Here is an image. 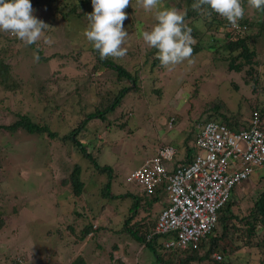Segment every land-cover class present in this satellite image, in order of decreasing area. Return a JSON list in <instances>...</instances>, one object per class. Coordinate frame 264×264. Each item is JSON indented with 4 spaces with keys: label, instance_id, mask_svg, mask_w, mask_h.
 <instances>
[{
    "label": "rangeland",
    "instance_id": "1",
    "mask_svg": "<svg viewBox=\"0 0 264 264\" xmlns=\"http://www.w3.org/2000/svg\"><path fill=\"white\" fill-rule=\"evenodd\" d=\"M246 5L253 22L244 35L249 34L247 44L254 49L256 61L251 74L227 68V61L217 52L225 37L223 29L214 22L207 24L205 20L212 15L204 12H198L186 24L196 40L192 54L195 63L184 61L167 71L157 63L152 70L145 64L156 54L140 33L150 31L156 23L154 11L146 12L137 0H131L124 21L129 34L123 45L127 55L109 59L138 76V86L108 114L111 126L95 119L88 123L97 138L98 163L112 169L110 180L106 171L95 168L80 153L72 154L70 144L61 139L78 124L83 112L130 83L126 79L116 82L115 70L96 56L83 34L89 23L87 13L82 18L63 17L47 0H38L33 15L50 27L45 35L52 39L51 45L42 39L25 46L8 33L0 34L2 61L9 64V85L0 84V124L12 123L21 113L57 133L56 138H50L45 133L0 128V264L13 263L15 258H20L18 264H70L77 255H82L86 264H154L152 250L124 228L132 203V198L125 195L139 192L137 185L126 182V176L161 143L177 150L179 163L185 155L186 138L195 136L191 128L203 120L205 110L211 111L212 101L223 100L227 112H222L237 113L246 120L250 106L264 107V33L257 38L260 16ZM175 6L176 0L162 2L163 8ZM34 53H38L39 62L34 60ZM120 113L122 117L118 118ZM170 117L173 120L169 125ZM123 122L127 126L121 127L119 123ZM76 162L83 169L85 183L80 195L66 185ZM261 174L264 169H255L251 178L235 185L242 207H249L264 188V178L256 180ZM108 180L111 192L119 197L102 195ZM143 196L147 201L140 199L128 223L134 231H150L162 206L159 199L168 198L161 189L154 193L155 200ZM78 214L86 215V219ZM85 221L91 223L92 230L81 239ZM158 237L161 241L164 238ZM237 252L242 261H257L256 249L244 247Z\"/></svg>",
    "mask_w": 264,
    "mask_h": 264
},
{
    "label": "trees",
    "instance_id": "2",
    "mask_svg": "<svg viewBox=\"0 0 264 264\" xmlns=\"http://www.w3.org/2000/svg\"><path fill=\"white\" fill-rule=\"evenodd\" d=\"M47 1L49 2L50 6L63 17L72 15L77 18H82L86 13L88 14L92 12L91 0ZM193 2L194 0H176L175 8H186L187 14L185 16V19H188V23L186 24H189L191 22V19L200 13H198V11L192 10L191 4ZM31 4L34 6L33 9L36 8V6L38 5V0H34L33 2H31ZM246 4L247 0H243V6L245 7V16L243 19L238 21V24L245 25L246 30H248L253 21L252 19H249L250 14L246 9ZM204 8V13L208 14L209 12H211L208 6H204ZM254 11L257 14L256 17L260 16L259 20H257V24L259 26V29L261 30L257 37L259 38V36L264 33V12L257 10ZM210 15H212L211 19L209 21L205 20V22H214L218 26V28L223 29V33L225 35L224 39L220 41L221 43L218 46L220 49H217V52L221 55L220 57L223 60L227 61V68L235 72H239L243 69L246 70L248 74H251L252 70L254 69L252 63H256V61H254L253 59L255 55L254 49L247 44L249 34L244 35L246 33V30L240 31L238 29L232 28L231 24L225 18L221 17L215 12H211ZM216 41H218V39H216ZM93 50L95 51L98 59H100L98 51L94 48ZM150 51L157 55V49L150 48ZM224 51L226 53H224ZM156 55L150 63L148 61L145 62V64L151 66V70L154 67V63L160 64ZM134 56L136 57V55ZM2 57L3 56L1 50L0 84L9 85L7 82V72L9 70V64L8 62H3ZM103 62L107 66L109 64L108 67L115 70L116 82L120 83L122 80L126 79L130 82L129 85H122L118 88L117 91L113 92V95H111L110 97L108 96L106 100L97 103L92 110L86 111L85 113L83 112V116L78 121V124L71 129L70 133L63 135L61 139L63 140V142H65V144H70L71 151L73 152L72 154L80 153V156L88 159L87 161L91 163L95 168L99 167V170L106 171L110 180V173L112 169L108 165H100L98 163L96 154L98 148H96L94 144V141L97 138H95V136H93V133L89 130L88 123L92 119H95L100 120L102 123H104V125L107 124L108 127L109 125L111 126L112 122H110V119H108V114H112V112L119 107L123 99L122 97H124V95L129 90L136 89V87L138 86V76L131 75V72L126 69V67L119 64H114L113 61L109 58L104 59ZM1 71H4L5 73H1ZM130 84H133L134 87H132L133 85L130 86ZM10 89L13 90V87H10ZM211 108L212 109L209 112L205 110V117L203 118V120H201V122H199V124L205 123L207 121H219L226 124L227 127L233 131L245 129L249 125V120H246V118H244L243 116H239V114L237 113L235 114L233 112H229L230 114H227L225 112H222V110L227 112L226 105L223 100L217 99L215 101H212ZM254 112H257V114L259 115L260 122L264 127V107H258L257 105L253 107L250 106L249 118ZM121 115L122 114L120 113V116H118V118L122 117ZM196 122H198V120ZM126 123L127 122H123L119 124L121 127H124L127 126ZM0 128H3L10 132L23 130L31 134L45 133L50 138L57 137V133L55 131H52L47 125L39 124L33 121L29 115L21 113H17V118L12 123L0 124ZM197 130V126H193L191 128V131L196 132ZM188 140L189 136L186 138L187 144L185 143V155L183 159L179 163H177L175 156L172 163H166L167 167H169L170 165V168L176 165H185L191 161L193 155L198 151V148L195 144V136L193 138L191 137V140ZM164 144L165 143H161L158 148L168 146ZM157 149H155V152L157 151ZM82 170L83 169L80 164L76 162L73 166L72 171L68 175V179L66 180V185L69 184L72 192L76 195H80L85 186V183L81 176ZM262 178H264V174L259 175L256 180H261ZM109 180L105 183L102 195L108 198L119 197L120 195H113V193L111 192ZM238 191L239 189L235 190V187L232 188L230 197L217 212V219L214 227L202 237L196 249L188 248L182 250L177 248H165L162 242L163 239L161 241L156 235H148L153 226L150 231H147V229L142 230L140 228L134 231L133 229L129 228L128 223L136 213L137 206L138 204H140V199L143 197V199L147 201L146 197L139 196L138 194H133L130 191H128L125 196H129L132 198V203L129 209V212H131V214L125 220L124 228H126L129 234L136 241L144 243L152 250L155 256L154 264H249L247 259L245 261H242L237 252L244 247L256 249L258 258L257 261H255L253 264H264V188L255 197L253 203L247 208L242 207L240 201L237 199ZM143 195L147 196L145 193H143ZM80 216H82L84 220L86 219V215ZM2 225L3 222L0 220V228L2 227ZM131 227H133V225H131ZM69 228L71 229V227ZM91 230V223L85 221L83 228L80 231L81 233L79 237L81 239L85 238L88 234H90ZM215 254H218L220 257H215ZM19 259L20 258H15L13 263H20L18 262ZM70 264H86V261L82 255H77Z\"/></svg>",
    "mask_w": 264,
    "mask_h": 264
},
{
    "label": "built area",
    "instance_id": "3",
    "mask_svg": "<svg viewBox=\"0 0 264 264\" xmlns=\"http://www.w3.org/2000/svg\"><path fill=\"white\" fill-rule=\"evenodd\" d=\"M238 25L231 26L246 30L245 25ZM172 120L167 121L169 125ZM195 144L198 151L188 164L167 167L176 153L168 145L158 148L126 176L128 183L136 184L146 195L158 189L167 193V203L148 234L164 237L165 248L196 249L214 227L217 212L232 188L255 169H264V127L257 112L252 113L248 127L239 131L219 121L198 125Z\"/></svg>",
    "mask_w": 264,
    "mask_h": 264
},
{
    "label": "clouds",
    "instance_id": "4",
    "mask_svg": "<svg viewBox=\"0 0 264 264\" xmlns=\"http://www.w3.org/2000/svg\"><path fill=\"white\" fill-rule=\"evenodd\" d=\"M162 2L137 0V4L146 12L154 11L156 21L150 31H142L140 35L149 48L158 50L160 65L167 71H173L184 61H188L189 65L195 63L192 54L196 40L191 35L192 29L185 23L186 11L175 7L163 8ZM247 3L252 9L264 12V0H247ZM130 4L131 0H91L92 12L86 14L89 23L83 34L98 51L101 60L109 57L122 59L127 55L128 50L123 45L129 34L124 29V21L128 18L125 9ZM204 6L234 27H238V21L245 16L243 0H194L191 4L192 10L198 12H204ZM33 12L30 0H0V33L10 34L25 46L42 39L45 44L51 45L52 39L45 35L50 27L37 19ZM39 59L38 53H34V60L39 62Z\"/></svg>",
    "mask_w": 264,
    "mask_h": 264
},
{
    "label": "crops",
    "instance_id": "5",
    "mask_svg": "<svg viewBox=\"0 0 264 264\" xmlns=\"http://www.w3.org/2000/svg\"><path fill=\"white\" fill-rule=\"evenodd\" d=\"M164 119L166 120L165 117H164ZM175 150H176V149H175ZM176 154H177V150H176V153H175L174 157L176 156ZM174 157H173V159H174ZM173 159H172L171 163L174 161ZM138 189H139L138 195H139V196H140V195L143 196V191H142V189H141L140 187H139ZM157 191H160V190L158 189V190H156L155 192H157ZM155 192H154V193H155ZM154 193H153L152 195H147V196H152V198H155V197L153 196ZM134 194H135V193H134ZM136 194H137V193H136ZM167 200H168V198H161V199H159V201L162 202V206L159 208V210H161V208L164 207V205H166ZM158 212H159V211H158ZM158 212H157L156 214H158ZM156 216H157V215H156ZM155 220H156V217H155ZM154 223H155V221H154ZM154 223H153V224H154ZM4 263H6V264H9V263H10V264H14V263H12V262H4Z\"/></svg>",
    "mask_w": 264,
    "mask_h": 264
}]
</instances>
